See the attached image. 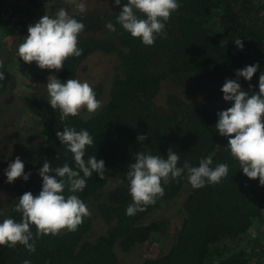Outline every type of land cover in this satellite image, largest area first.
<instances>
[{
  "label": "trees",
  "instance_id": "obj_1",
  "mask_svg": "<svg viewBox=\"0 0 264 264\" xmlns=\"http://www.w3.org/2000/svg\"><path fill=\"white\" fill-rule=\"evenodd\" d=\"M180 4L166 23L167 38L145 46L117 23L122 5L116 6L114 0L88 1L83 14L66 0L0 3V71L5 75L0 81V117L10 112L12 118L11 123L4 122L1 143L8 154L17 149L25 173L31 172L28 181L17 178L7 183L4 172L11 161L6 162L0 153V190L12 189L0 205V221H20L15 205L25 192L35 196L41 191L38 171L45 161L52 167L65 162L75 167L72 154L56 136L65 125L89 131L94 145L85 159L95 155L106 169L104 179L94 173L84 191L77 193L90 215L76 231L41 236L34 253L19 243L14 248L0 247V264H24L25 260L31 264H125L137 247L169 233V217L160 212L172 204L178 208L179 224L171 234L169 250L140 264H264V186L258 178L243 174L226 148L228 139L215 129L217 113L231 106L223 100L221 88L226 79H236V70L258 63L252 80L241 77L239 83L249 94L259 91V76L264 72V14L259 13L264 3L180 0ZM60 8L84 23L78 43L83 52L80 57H69L59 71L52 70L54 76L62 82L88 81L84 76L95 74L86 66V58L94 54L112 57L109 74L88 81L103 107L94 114L81 109L80 115L66 121L47 101L46 84L54 77L38 79L41 72L35 74L39 69L35 62L30 63V90L24 92L22 104L12 109L14 101L10 102L15 78L9 67L22 60L16 55L18 45L28 35L29 25ZM108 23L115 26V32L106 27ZM236 38L244 43L242 51L234 43ZM139 135L147 139L140 142ZM170 148L180 155L181 164L188 161L192 166L212 155L213 167L226 163L229 175L219 184L200 189H193L186 178L170 181L163 185L164 196L155 204L134 216L126 215L132 203L126 173L135 154L150 151L166 157ZM96 224L101 228L98 232ZM32 231L35 234L34 226ZM247 236L253 237L243 245Z\"/></svg>",
  "mask_w": 264,
  "mask_h": 264
},
{
  "label": "clouds",
  "instance_id": "obj_2",
  "mask_svg": "<svg viewBox=\"0 0 264 264\" xmlns=\"http://www.w3.org/2000/svg\"><path fill=\"white\" fill-rule=\"evenodd\" d=\"M81 13L87 11L86 0H66ZM116 6L122 5L117 23L131 37L139 38L145 46H153L157 38H167L166 23L181 4L180 0H114ZM106 27L115 32L112 23ZM85 25L60 8L54 15H44L29 25L28 35L18 45L16 55L25 63L35 62L40 69L57 70L63 68L69 57H80L83 49L78 47L79 35ZM234 43L242 51L244 43L236 38ZM3 68V60H0ZM259 64H252L236 70V79H226L221 92L223 100L231 106L217 113L215 129L221 137L228 139L227 149L239 163L243 174L252 180L259 179L264 186V72L259 76L258 92H245L239 79L250 82L257 73ZM5 79L0 71V81ZM251 87V85H250ZM47 101L53 110H58L61 121L80 115L81 109L94 114L103 107L97 99L94 87L88 81L67 79L61 81L56 76L46 84ZM56 136L67 152L72 154L75 167L67 162L60 167H52L48 161L43 163L38 175L42 179L38 195L25 192L15 205L14 210L21 213L20 221L6 218L0 221V247L14 248L18 243L29 252L36 251V239L45 235H58L61 230L74 232L90 215L85 202L77 193L83 192L87 180L97 174L105 178V162L95 155L85 156L88 148L94 145V138L86 129L76 130L65 125ZM138 141L147 139L139 135ZM134 163L128 166L126 178L129 182V194L132 197L125 214L134 216L156 203L164 196V187L170 181L186 178L193 189L206 185L219 184L229 175V165L220 163L213 167V156L199 160L198 166L188 161L180 163L181 157L170 148L167 156L153 155L150 151H140L134 156ZM24 162L17 157L5 169L7 183L17 178L28 181L31 172L25 173ZM52 173V175H50ZM69 193L65 195V193ZM2 215V213H0ZM36 228L35 234L32 231ZM24 264H31L25 260Z\"/></svg>",
  "mask_w": 264,
  "mask_h": 264
},
{
  "label": "rangeland",
  "instance_id": "obj_3",
  "mask_svg": "<svg viewBox=\"0 0 264 264\" xmlns=\"http://www.w3.org/2000/svg\"><path fill=\"white\" fill-rule=\"evenodd\" d=\"M94 2V0H86V2ZM260 3H264V0H258ZM1 4L3 3V0L0 2ZM98 3H102L98 1ZM264 14V8L261 9L259 15ZM11 39V35L7 37V44ZM109 56L102 55V54H94L86 58L85 64L88 66L90 69V73H93L92 77H88L91 74L85 75L84 78L88 81L89 80H94L97 76L103 73L109 74V69H110V63H109ZM34 66H37L36 63L33 64ZM30 66H32L29 63H25L23 60H19V63L17 65H14V67H9V72L12 74V76L15 78L14 82L11 87V103L14 101L12 104V109L20 107L22 104V96L25 91H29L30 89L28 88V85L31 83V75L32 71L30 70ZM39 68V67H38ZM107 70V71H106ZM52 70L48 69H38L37 73H42L44 76L42 77V74L40 73V77L38 79H44L46 80V76L49 77H54L53 72L51 73ZM88 77V78H87ZM83 78V77H82ZM83 78V79H84ZM84 79V80H85ZM206 101V98H205ZM7 103L6 101H4ZM11 110V109H10ZM5 124H9L12 122V118L10 116V112L5 115V117H0V153L4 157L5 161H11L13 162L17 157H18V150H11V152L8 154L5 145L1 143L2 141V127ZM10 158V159H9ZM9 187V186H8ZM8 187H3L0 190V205L2 204V200L6 199L5 197L9 198L10 195L12 194V189H9ZM178 213V208L177 206H174L173 204L170 205L168 208L160 212V214L165 215V217H169L168 219L170 220L171 223V228L169 233H166L165 235H156L152 238V241L147 242L143 244L140 247H137V249L133 252H131L128 257L125 259V264H140L141 260L144 258H155L160 254V252H166L169 250L172 241H171V234L172 232L178 227L179 224V218L177 216ZM153 216H151L152 218ZM100 225L95 226V231L98 232L100 230ZM256 227H254L249 233L250 235H253L256 231ZM251 237L253 236H247L243 239L241 242L243 245H246L250 240Z\"/></svg>",
  "mask_w": 264,
  "mask_h": 264
}]
</instances>
